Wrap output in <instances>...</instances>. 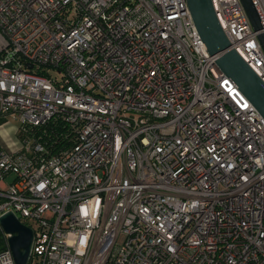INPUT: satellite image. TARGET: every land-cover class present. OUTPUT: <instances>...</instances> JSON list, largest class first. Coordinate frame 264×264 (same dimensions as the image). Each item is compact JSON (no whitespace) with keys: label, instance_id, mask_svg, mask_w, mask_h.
Here are the masks:
<instances>
[{"label":"built area","instance_id":"2783aa9c","mask_svg":"<svg viewBox=\"0 0 264 264\" xmlns=\"http://www.w3.org/2000/svg\"><path fill=\"white\" fill-rule=\"evenodd\" d=\"M252 1L260 30L241 0L212 3L264 80ZM10 115L26 136L0 140V217L33 228L29 264H264V118L187 0H0ZM53 120L73 135L56 153L28 134ZM0 229V264H16Z\"/></svg>","mask_w":264,"mask_h":264},{"label":"water","instance_id":"95a60500","mask_svg":"<svg viewBox=\"0 0 264 264\" xmlns=\"http://www.w3.org/2000/svg\"><path fill=\"white\" fill-rule=\"evenodd\" d=\"M196 27L204 40L208 52L216 56L217 68L229 77L251 101L264 118V80L230 47V41L223 31L212 0H187ZM248 17L256 30L262 28L257 10L252 0H241ZM264 48V33L259 36ZM29 67H33L29 64ZM0 224L10 234L9 245L16 264H29L34 244V230L9 211L0 217Z\"/></svg>","mask_w":264,"mask_h":264},{"label":"trees","instance_id":"16d2710c","mask_svg":"<svg viewBox=\"0 0 264 264\" xmlns=\"http://www.w3.org/2000/svg\"><path fill=\"white\" fill-rule=\"evenodd\" d=\"M29 135H34L35 137L41 140L51 152L56 153L61 149L69 146L73 142V135L68 128L58 120L51 121L47 126L44 127H35L28 132ZM26 136L25 133L20 132V138L22 139ZM5 242L3 238V232L0 229V247H4Z\"/></svg>","mask_w":264,"mask_h":264},{"label":"rangeland","instance_id":"374dc122","mask_svg":"<svg viewBox=\"0 0 264 264\" xmlns=\"http://www.w3.org/2000/svg\"><path fill=\"white\" fill-rule=\"evenodd\" d=\"M3 121H0V128L3 132L2 140L6 147L13 146L19 147L22 145V139L19 137L20 132L19 128L21 127V122L18 117L10 115L7 117L6 121L2 124ZM8 180L10 177L7 178Z\"/></svg>","mask_w":264,"mask_h":264},{"label":"crops","instance_id":"0c3cea01","mask_svg":"<svg viewBox=\"0 0 264 264\" xmlns=\"http://www.w3.org/2000/svg\"><path fill=\"white\" fill-rule=\"evenodd\" d=\"M6 119H7V117H6V118H3V119L0 120V121H3L2 124L6 121ZM0 127H1V126H0ZM2 136H3V132L1 131V128H0V140H1V142H2V145L5 146V144H4L3 140H2ZM5 147H6V146H5ZM6 148H8V149H13L14 147L10 145V146H8V147H6Z\"/></svg>","mask_w":264,"mask_h":264}]
</instances>
